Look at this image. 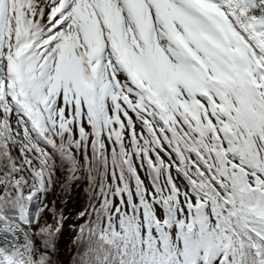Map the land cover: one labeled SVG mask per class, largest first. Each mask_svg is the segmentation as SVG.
Instances as JSON below:
<instances>
[{"label": "snow or ice", "instance_id": "1", "mask_svg": "<svg viewBox=\"0 0 264 264\" xmlns=\"http://www.w3.org/2000/svg\"><path fill=\"white\" fill-rule=\"evenodd\" d=\"M264 264V0H0V264Z\"/></svg>", "mask_w": 264, "mask_h": 264}, {"label": "bare ground", "instance_id": "2", "mask_svg": "<svg viewBox=\"0 0 264 264\" xmlns=\"http://www.w3.org/2000/svg\"><path fill=\"white\" fill-rule=\"evenodd\" d=\"M82 199H83V194L80 193L79 196H75L74 198L69 200V204L67 206V208L65 209V214L66 216L69 218L68 222H73V215L80 210L81 206H82ZM66 222V225L67 223ZM65 225V232L61 238V254H60V259L63 263H65L68 259L69 253H68V246L67 243L69 242L68 239V229L67 226Z\"/></svg>", "mask_w": 264, "mask_h": 264}, {"label": "rangeland", "instance_id": "3", "mask_svg": "<svg viewBox=\"0 0 264 264\" xmlns=\"http://www.w3.org/2000/svg\"><path fill=\"white\" fill-rule=\"evenodd\" d=\"M82 207V206H81ZM73 222H68L67 223V229H68V239H69V242L67 243V246L69 247V245H70V240H71V236H72V230H71V223H74L75 222V214L73 215ZM68 258H69V256H68ZM67 261H68V259H67ZM67 261H66V263L65 264H67Z\"/></svg>", "mask_w": 264, "mask_h": 264}, {"label": "water", "instance_id": "4", "mask_svg": "<svg viewBox=\"0 0 264 264\" xmlns=\"http://www.w3.org/2000/svg\"><path fill=\"white\" fill-rule=\"evenodd\" d=\"M66 263V262H65ZM65 263H63V264H65Z\"/></svg>", "mask_w": 264, "mask_h": 264}]
</instances>
